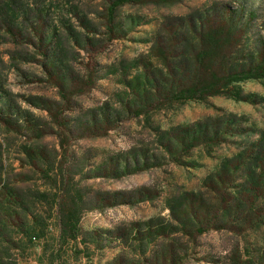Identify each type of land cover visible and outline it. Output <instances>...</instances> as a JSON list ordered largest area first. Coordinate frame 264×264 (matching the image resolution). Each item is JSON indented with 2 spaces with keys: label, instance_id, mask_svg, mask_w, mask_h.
Here are the masks:
<instances>
[{
  "label": "rangeland",
  "instance_id": "rangeland-1",
  "mask_svg": "<svg viewBox=\"0 0 264 264\" xmlns=\"http://www.w3.org/2000/svg\"><path fill=\"white\" fill-rule=\"evenodd\" d=\"M107 5L0 0V264H264V205L244 198L240 219L222 199L252 198L264 174V77L159 107L151 90L191 68L194 30L228 17L233 64L254 60L264 0L125 4L114 33ZM189 129L210 141L185 150ZM69 190L75 240L58 223Z\"/></svg>",
  "mask_w": 264,
  "mask_h": 264
},
{
  "label": "trees",
  "instance_id": "trees-1",
  "mask_svg": "<svg viewBox=\"0 0 264 264\" xmlns=\"http://www.w3.org/2000/svg\"><path fill=\"white\" fill-rule=\"evenodd\" d=\"M145 1L168 2L175 0H107V31L109 33H114L113 20L117 8L125 4H139ZM10 5L14 6L15 4L13 3ZM0 9L3 11L2 8ZM235 27L233 19L228 17L226 23L208 25L197 31L194 30L190 38L196 45L192 53L193 62L191 68L185 70L182 64H178L175 71L168 70L170 74H174L172 81L166 83L168 86L164 83L161 87L155 86L151 89L158 95L156 96L157 98L154 105L159 107L171 101L202 100L205 97L229 91L228 88L234 82L245 79L263 78L264 47L257 51L254 60L246 64H233L234 59L231 55L234 50L233 48L238 43L235 31L233 30ZM156 56L160 59L162 64L167 68L169 67L170 64H168V62H170V58L164 50H157ZM139 81L140 79L137 78L134 81V85L139 83ZM140 85L143 86L146 84L140 83ZM229 94L235 99L239 98L236 92H229ZM60 95L62 98L64 97L63 92H61ZM140 111V109H136L134 113L138 115ZM204 133L207 134L205 130L197 131L196 129H189L185 135L186 138H189V143H182L184 149L186 150L210 141ZM257 181L259 182L256 186H252L253 197L250 199L248 196L243 195L244 191L234 198L228 197V199L227 197H222L227 203H231L229 206L234 208V212L238 213L240 219L248 218L241 205H244V198L249 202L248 204L251 211L258 210L264 205L263 173H261L253 183ZM72 202L73 199L69 190L66 191V198H61V203L59 201L57 204L59 228L61 233L65 235L68 240H75L80 236V231L77 227L80 212L77 207L78 205L72 204ZM235 206H238V208ZM249 217L253 218L250 215ZM254 219L255 220H249V226L256 225L258 222L263 221L262 214L256 215ZM205 229L206 227L201 226L197 227L196 231L203 232Z\"/></svg>",
  "mask_w": 264,
  "mask_h": 264
}]
</instances>
